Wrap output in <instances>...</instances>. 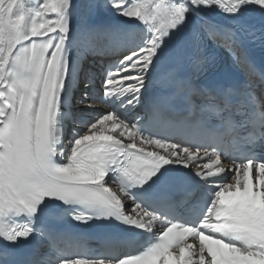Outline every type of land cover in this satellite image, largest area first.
Here are the masks:
<instances>
[{
  "label": "snow or ice",
  "instance_id": "obj_1",
  "mask_svg": "<svg viewBox=\"0 0 264 264\" xmlns=\"http://www.w3.org/2000/svg\"><path fill=\"white\" fill-rule=\"evenodd\" d=\"M101 7L115 20L94 21ZM84 8L79 24L76 0H0V264H264V71L240 52L245 38L264 46V0ZM214 11L230 24L207 19ZM252 14L258 27L247 23ZM211 45L232 51L248 79L200 83ZM109 51L117 60L99 89L109 110L75 119L65 111L75 57ZM91 79L79 100L87 109L99 98ZM152 79L160 90H149ZM66 119L80 126L70 135ZM66 219L114 220L128 239L97 251L67 234L57 247L56 222ZM34 236L51 258L36 249L21 258L20 242ZM121 245L136 250L115 253Z\"/></svg>",
  "mask_w": 264,
  "mask_h": 264
},
{
  "label": "bare ground",
  "instance_id": "obj_2",
  "mask_svg": "<svg viewBox=\"0 0 264 264\" xmlns=\"http://www.w3.org/2000/svg\"><path fill=\"white\" fill-rule=\"evenodd\" d=\"M33 2H36V0H33ZM76 3L80 7V10H81V14L76 17V21H78L79 24H83L88 19L87 11L84 8V5H86L88 3H91L93 5H96V4L102 5L103 4V0H76ZM206 18L211 20V21H213V22H215V23H218V24H220L222 26H227V25L230 24L229 19L224 14L219 13L217 11L209 12L207 14ZM92 19L94 21H96V22H103V21L115 20V17H112L110 14L106 13L103 10V8L101 7L99 12H97ZM247 23L249 25H254V26L258 27V21H257L256 17L253 14L249 15L247 17ZM138 38H139V33L137 32V33L131 35L128 38V40H130L131 43H132V40L138 42ZM240 45H242V46H244V47H246L248 49H251V51L255 50L257 47L260 46V44L258 42L257 43H253L252 41L248 40L247 38H245L241 42ZM228 54L234 60L235 59L237 60V56L232 51H229ZM82 110L84 111V105H78V106L70 108V112H75V117L77 116L78 118L80 116L85 115L84 113H81ZM66 122H67V120L65 121V123ZM125 204H126V201H125Z\"/></svg>",
  "mask_w": 264,
  "mask_h": 264
}]
</instances>
